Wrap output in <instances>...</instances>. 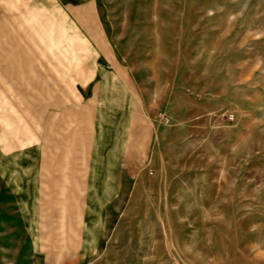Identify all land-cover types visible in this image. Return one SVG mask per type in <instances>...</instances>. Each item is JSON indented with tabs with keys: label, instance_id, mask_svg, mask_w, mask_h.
I'll use <instances>...</instances> for the list:
<instances>
[{
	"label": "rangeland",
	"instance_id": "rangeland-1",
	"mask_svg": "<svg viewBox=\"0 0 264 264\" xmlns=\"http://www.w3.org/2000/svg\"><path fill=\"white\" fill-rule=\"evenodd\" d=\"M57 1L0 0V264H264V0ZM100 113L151 151L96 202Z\"/></svg>",
	"mask_w": 264,
	"mask_h": 264
},
{
	"label": "crops",
	"instance_id": "crops-1",
	"mask_svg": "<svg viewBox=\"0 0 264 264\" xmlns=\"http://www.w3.org/2000/svg\"><path fill=\"white\" fill-rule=\"evenodd\" d=\"M57 4L62 6H90L98 4V1L58 0ZM74 16L78 21L90 20L89 17H86L87 15L80 13L74 14ZM105 87V82H101L100 88L103 92ZM102 101L104 102L100 99V102ZM138 114L136 117L132 115L129 131L123 130L122 132V125L119 123V129L114 130V135L102 128L104 120H106L105 116L101 113L97 114L93 121L94 126L90 136L81 133V141L75 138L73 141L72 139L68 140L70 146L63 150H67V153L70 152V156L67 157L69 154H65V157L60 158L62 161L56 162L55 165L64 168L65 172L62 169H59L58 172L59 174L64 172L65 181L72 184L71 190L73 187L78 188L79 183L85 182L86 197L99 202L101 197L110 195L115 191L111 184L112 181L114 182V178L118 176L117 181L121 183L127 181L124 171L122 172V167L127 162L133 163L143 154L146 155L147 159L149 158L151 148L143 145L146 132L143 125L144 120ZM125 133L127 140H125ZM109 135L114 136V138L110 140ZM130 135H134L135 139L130 140Z\"/></svg>",
	"mask_w": 264,
	"mask_h": 264
}]
</instances>
